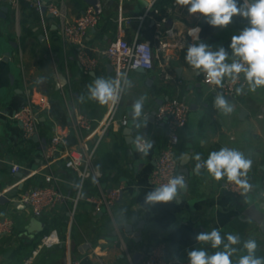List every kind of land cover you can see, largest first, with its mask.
Instances as JSON below:
<instances>
[{
    "label": "crops",
    "instance_id": "obj_1",
    "mask_svg": "<svg viewBox=\"0 0 264 264\" xmlns=\"http://www.w3.org/2000/svg\"><path fill=\"white\" fill-rule=\"evenodd\" d=\"M63 1L70 17L89 6L83 0ZM156 1L101 0L99 21L89 29L85 38L87 50L97 58L98 63L84 74L77 59V47L63 43L53 17L47 14L41 21L39 14L27 15L24 25L29 27V31L23 32L20 19L23 14L31 13V8L21 9L19 26L15 29L9 20L10 14L13 15L9 5L0 0V6H7L5 15L0 16V54L5 51L9 53L6 60H0V188L10 199L8 203L0 204V216L9 215L15 221L12 233L0 235V264L14 262L18 253L29 254L23 259L33 258L41 249L38 246L40 234L49 232H45V228L51 221L65 225L63 236L59 229H55L60 241L45 247L51 256L61 258L60 264H75L84 256L90 258L93 264H130L121 241L131 253L133 264H143L146 250L160 242L165 245V258L171 264H177L174 256L178 255V261H188L187 251L194 248H205L209 253L221 250L212 249L208 244H198L194 239L197 233L213 228L219 229L225 237L227 233L239 234L241 244L235 247L240 250L231 258L233 264L246 254L242 244L248 238L256 240V255L264 258V196L260 192L264 174V87L252 92L246 83L243 93L225 96L234 106L233 112L225 115L213 106L218 92L216 86L205 82L203 74L198 75L186 63V53L184 56L181 53L185 44L193 43L188 36V29L199 26L202 29L200 40L211 45L214 50L219 46L225 47L231 57V36L239 34L247 21L236 16L226 28H213L199 14L190 15L186 6L177 3L172 5L173 0H166L167 15L164 16L162 28L173 29L184 38V44L180 48L168 50L166 70L155 59L151 69H132L126 74L132 86L121 95L114 119L109 129L98 139L92 158L93 166L101 171V176L98 180L94 177L84 180L81 196L73 212L72 201L68 199L37 218L44 222V227L39 232H31L28 229L32 217L30 211L24 204L15 205L11 201L20 192L44 183L42 172L37 170L43 164L41 139L45 138L47 142L59 131L73 135L68 121L61 124L49 113L51 98L59 100L69 121L72 119L71 110L74 115L81 113L95 121L104 117L109 104L101 105L88 99L87 85L97 77H113V73L107 67L109 63L106 57L96 50L103 49L115 37L118 13L129 18V22L123 24L125 39L130 41L138 36L153 40L155 25L151 21L158 17L151 11H158L154 8ZM142 2L148 4L143 5ZM148 8L149 12L142 20L139 19L138 16L143 15ZM57 72L67 79V83L58 88L54 80ZM28 95L43 106L36 140L24 139L20 123L9 118V114ZM141 96L146 97L143 114L154 111L159 103L173 96L183 98L189 104L187 121L175 147L178 166H184L191 172L187 176V189L179 196V203L142 207L145 195L154 189L148 182V176L165 142L166 132L162 123L155 122L154 114H147V126L140 129L133 127L131 134L134 139L138 134L144 135L153 143L149 154L145 157L137 150H132V144L125 140L122 129L131 121L129 113L133 102ZM81 97H84L83 101ZM122 117L127 118L125 125L119 122ZM94 141L96 137L89 144L92 146ZM68 144L75 146V139ZM222 147L239 150L252 160L248 180L253 187L247 194L231 195L224 188L226 178L217 181L204 169L199 175L194 173L196 154L207 159L210 152ZM182 154L185 157L183 160L180 158ZM12 163H18L22 168L11 172ZM51 167L64 180L61 182L62 190L68 196H73L76 175L65 168L62 161L54 162ZM15 181L17 183L12 186ZM118 185L122 186V193L113 204L111 215L106 210H96L94 203L85 199L99 196L101 192ZM139 221L141 225L137 229L141 239L138 242L126 231L116 228L119 222L136 226ZM84 242L89 243L87 249L81 247ZM143 247H146L143 257L135 263L132 255L142 251Z\"/></svg>",
    "mask_w": 264,
    "mask_h": 264
},
{
    "label": "built area",
    "instance_id": "obj_2",
    "mask_svg": "<svg viewBox=\"0 0 264 264\" xmlns=\"http://www.w3.org/2000/svg\"><path fill=\"white\" fill-rule=\"evenodd\" d=\"M6 2L12 14L15 17L16 26L18 28L19 17L22 4L25 3L28 8L38 12L41 21L45 15L49 14L54 18L58 29L61 33L62 41L65 45L77 47V59L81 67V71L87 74L94 69L98 63L96 57L90 55L86 48L85 38L89 29L95 26L99 21V13L92 6H87L81 13L74 17H70L68 9L63 0L59 1H43V0H1ZM154 1V0H152ZM176 4V0L171 2ZM44 6V11L41 7ZM143 15H139V19H143ZM129 22V18L122 17L118 13L117 30L114 38L109 40L103 49L96 51L104 55L111 65L113 78L116 79L120 75H126L128 71L141 67L143 69H151L154 66L155 59L158 60L159 66L166 70L169 60V49H176L183 46L184 38L177 35L171 28H162L165 17L154 19V35L153 40L138 38L135 36L132 40L123 37V24ZM165 76H167V73ZM203 80L206 79L203 75ZM243 75L240 80L232 82L224 80V87L217 88L218 92H222L224 96H231L235 89L241 85H245ZM120 101V100H119ZM119 103V102H118ZM117 105L109 103L107 113L101 119L94 120L84 114L74 115L75 122L71 125V130L75 146L69 145L66 141L67 132L59 131L54 133L42 148L43 164L38 171L42 172L44 183L20 192L17 197L11 201H19L23 203L31 215L40 218L45 212L54 207L72 201V212L76 206L77 200L81 196V188L84 180L94 177L96 180L100 178L101 171L93 166L92 158L98 139L104 134L107 126L114 119ZM43 110V106L33 100L28 95L25 101L9 114V118L18 121L21 125V135L24 139H31L37 134L40 123L39 114ZM189 112V104L180 97H169L159 103L154 109V120L163 123L166 132V139L159 150L154 165L148 176V182L151 186L158 187L177 174L178 162L175 157V147L180 139V132L185 126ZM122 125L127 123V118L119 119ZM96 137V141L91 146L89 141ZM56 161H62L65 168L70 169L76 175L75 193L68 196L61 187L63 178L55 172L51 165ZM22 165L12 163L10 171H19ZM15 181L13 185H15ZM225 190L233 196H239L242 193L234 183L224 182ZM261 195L264 196V174L261 177ZM122 186L118 185L101 192L96 197H85L86 200L92 201L96 210H106L111 215L113 204L121 197ZM4 191L0 188V195ZM15 225L14 219L9 215L0 216V235L13 232ZM60 241L59 235L55 229L43 233L39 237V247H51ZM121 246L125 252L130 264H133L131 253L127 249L125 243L121 241ZM165 245L163 242L156 243L146 250L143 257V264H171L165 258ZM77 263V262H76ZM75 263V264H76ZM177 264H188V261H177Z\"/></svg>",
    "mask_w": 264,
    "mask_h": 264
},
{
    "label": "clouds",
    "instance_id": "obj_3",
    "mask_svg": "<svg viewBox=\"0 0 264 264\" xmlns=\"http://www.w3.org/2000/svg\"><path fill=\"white\" fill-rule=\"evenodd\" d=\"M176 3L186 6L190 15L202 16L213 28H226L236 16L247 21V25L239 34L231 36V57L225 47L219 46L214 50L211 45L200 40L202 29L199 26L188 29V36L192 38L193 43L187 46L185 61L198 75L202 73L209 84L221 89L225 79L236 82L240 80L241 75L249 91L255 92L257 88L264 87V0H243L242 3L240 0H176ZM131 86L132 82L126 75H120L116 79L97 77L87 85L88 99L101 105H116L121 95ZM235 91L237 95L243 93L244 86L241 85ZM83 99L84 97H81L82 101ZM145 99V96H141L132 105V120L136 129L147 126L146 117L140 119ZM213 106L225 115L234 110V106L222 92H217ZM132 142L136 150L145 157L153 147V143L140 134L136 135ZM180 158L185 159L183 154ZM194 159L197 163L193 171L197 175L204 169L217 181L226 178L228 182L242 189V195L247 194L253 187L248 180L252 160L239 150L222 147L218 151L210 152L207 159H202L200 154H196ZM186 189L184 174L175 175L167 183L149 191L142 207L152 208L157 204L179 203V196ZM194 239L198 244H208L212 249L221 250L211 253L205 248L189 250L188 264H233L231 258L240 250L235 247L241 244L239 234L227 233L225 237L217 228L199 232ZM242 250L246 254L241 255L236 264H264V258L256 255L258 244L255 239L244 240ZM173 259L178 261V255Z\"/></svg>",
    "mask_w": 264,
    "mask_h": 264
},
{
    "label": "water",
    "instance_id": "obj_4",
    "mask_svg": "<svg viewBox=\"0 0 264 264\" xmlns=\"http://www.w3.org/2000/svg\"><path fill=\"white\" fill-rule=\"evenodd\" d=\"M83 1L85 3H87L88 5L92 6L96 10V12L99 13L101 11V0H83ZM142 3H143V5L148 4L146 2H142ZM5 11H7V6L6 5H1L0 6V16H4L5 15V13H4ZM41 11H44V6L41 7ZM148 12H149V8L145 11V14L148 13ZM48 16H50V15L48 14ZM153 22H154V20L151 21V24H153ZM13 45L15 46V43H13ZM8 54L9 53L6 52V51L5 52H2L0 54V60H6L7 57H8ZM107 67L111 71V69H112L111 68V65L108 64ZM136 69L141 70V71H144V69L141 68V67H138ZM54 80L56 82V85H55L56 88H58L60 86H63V85H65L67 83L66 77L61 72H57L54 75ZM147 114L153 115L154 114V111L153 110H150L149 113L142 114L141 118L144 119L146 117V119H149V118H147ZM70 115H71V118L72 119H71V121L68 120V123H69V125H72L75 122V117H74L73 110L70 111ZM129 117L131 118V121L129 122V124H127L126 126L123 127L122 131L125 134V140L128 143H131L132 144L131 145L132 146L131 147L132 150H136L135 145L132 142L134 140V136L131 134V131H132L133 127H135L134 122L132 120V111L129 113ZM127 136H129L128 138H130V139H127ZM37 138H38V135L37 134H34L32 136V139H34V140H36ZM41 142H42L41 148H43L44 147V144L46 142V139L45 138H42L41 139ZM180 173H183L184 174V176H185V182H187V176L190 175L191 172L188 171V169L186 167H184V166H178L177 167V174L176 175H178ZM8 202H10L9 197H7L4 194L0 195V204H5V203H8ZM13 202L15 203V205H17V204H21L22 205L23 204V203H21L19 201H13ZM243 206H245V203H243ZM248 209H249V207H248ZM140 225H141V221H139L138 225H136V226H133L130 223H122V222H119V223L116 224V228L117 229H120V230L126 231L128 234L132 235L133 240L135 242H138L141 239V236L139 234V230L137 229ZM43 227H44V222L38 220L37 218H35L33 216L30 217L28 229L31 232H39V231H41L43 229ZM112 233H113V235H115V233H116L115 230H113ZM88 246H89V243L88 242H84L81 247H83L84 249H87ZM78 249L81 250L80 247ZM145 249H146V247H143L142 251H136V252L133 253L132 256H133V261L135 263L139 262V260L143 257V251H145Z\"/></svg>",
    "mask_w": 264,
    "mask_h": 264
},
{
    "label": "trees",
    "instance_id": "obj_5",
    "mask_svg": "<svg viewBox=\"0 0 264 264\" xmlns=\"http://www.w3.org/2000/svg\"><path fill=\"white\" fill-rule=\"evenodd\" d=\"M27 5L25 3L22 4V8H26ZM155 9H157L158 11H151V13L160 18L162 16H166L167 15V6H166V0H157L154 6ZM30 9V8H29ZM30 11H32L31 13L28 14H23V16L20 19V24H21V29L23 30V32H28L29 31V27H26L24 25V22L26 21L27 15H33V16H37L38 12L31 9ZM208 31V29H207ZM143 38V37H140ZM187 46L188 45H184L181 49V53L184 56V53H186L187 51ZM49 113L54 117V119L61 123V124H65L66 121H68V118L66 117V115L63 112V109L61 107V104L59 102V100L55 99V98H51L50 100V107H49ZM66 141L68 143H72L74 141V136L71 134H67L66 136ZM77 264H93L92 260L90 258H88L87 256H84L82 258H80L78 260Z\"/></svg>",
    "mask_w": 264,
    "mask_h": 264
},
{
    "label": "rangeland",
    "instance_id": "obj_6",
    "mask_svg": "<svg viewBox=\"0 0 264 264\" xmlns=\"http://www.w3.org/2000/svg\"><path fill=\"white\" fill-rule=\"evenodd\" d=\"M9 20H10V23L14 26V28L17 29L14 15L10 14ZM107 79H114V78L108 77ZM109 126H110V124L107 126L106 130L109 129ZM64 226L65 225H63L62 223H59V222L57 223V222L51 221L46 226L45 232L51 231L53 229H59L58 231L60 232L61 236H63L62 234L64 231ZM42 234L43 233H41L40 235H42ZM39 236H37L36 241H37ZM27 254L28 253H25V252L22 253V255H20L18 253V255L15 257L14 262H5L4 264H14V263H16V264H55V261H58L57 264H60L59 262L61 261L60 257L55 256L56 257L55 258L54 256H51L48 249L45 247H41V249L38 251V253H36L35 256L33 255L34 256L33 258L31 257V259H29L27 257L28 259L27 258L23 259V256H25ZM27 256H29V254ZM31 256H32V254H31Z\"/></svg>",
    "mask_w": 264,
    "mask_h": 264
}]
</instances>
